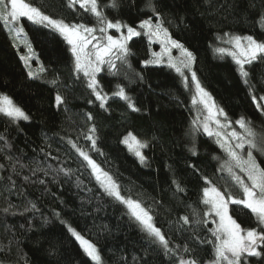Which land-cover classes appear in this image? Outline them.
<instances>
[{"label":"trees","instance_id":"trees-1","mask_svg":"<svg viewBox=\"0 0 264 264\" xmlns=\"http://www.w3.org/2000/svg\"><path fill=\"white\" fill-rule=\"evenodd\" d=\"M32 2L46 15L70 25H98L79 4L69 6L70 0ZM115 2L117 7L111 8L106 7L110 0H98L109 20L132 27L148 18L156 23L158 13L171 38L193 53V72L228 120L244 117L264 138V108H257L264 105L259 99L264 96V58L245 65L249 73L245 78L230 56L216 51L227 45L231 35L264 41V0H151L152 7L149 0ZM18 26L24 27L32 44L31 65L44 71L29 76L31 65L20 58L24 45L14 46L0 23V93L11 97L28 116L25 120L0 114V264H96L69 226L96 245L101 264H178L181 257L211 260L213 217L208 223L192 222L202 220L207 211L200 202L207 186L204 178L233 196L241 197V192L220 169L226 151L214 136L193 125L189 86L173 69L151 63L160 44L141 32L128 42L130 67L117 61L118 75L106 68L97 74L102 94L109 97L102 109L86 78L74 71L70 46L59 33L23 17ZM117 85L125 87L139 111L112 96ZM58 93L64 101L59 105ZM93 124L99 152L90 151L91 141L85 139ZM128 132L147 143L141 149L143 163L121 142ZM69 140L89 150L114 177L122 195L149 211L172 253L166 254L153 242L125 204L103 191ZM254 157L264 168V153L255 150ZM62 168L72 171L65 174L59 171ZM177 183L184 191H177ZM193 209L198 213L195 218ZM229 209L242 228L258 227L255 216L243 206L230 204ZM183 216L190 223L185 224ZM185 246L192 251L184 252ZM257 250L261 256L245 254L242 264H264V244Z\"/></svg>","mask_w":264,"mask_h":264},{"label":"snow or ice","instance_id":"snow-or-ice-1","mask_svg":"<svg viewBox=\"0 0 264 264\" xmlns=\"http://www.w3.org/2000/svg\"><path fill=\"white\" fill-rule=\"evenodd\" d=\"M79 4L81 8L90 12L97 20L100 27H90L85 24H68L63 19H54L46 15L39 7L34 6L32 0H0V23L8 30L11 38L13 39L14 46L17 42L23 44L26 49V54L20 58L28 66L29 61L35 55L31 42L27 39V34L23 26L20 24L21 18H27L34 25H41L48 27L57 32L64 38L68 45L71 46V53L74 57V71L83 73L86 78V86L91 90L92 95L100 102V108H105V103L109 99L108 94L103 93L99 88V81L97 80V73L101 72L102 65H106L110 74L118 75V64L128 65V55L130 49L128 42L135 36H139L140 32L136 27H132L121 21L109 20L102 10L99 8L98 0H70L69 6ZM149 7H152L151 0H149ZM106 7L115 8L117 4L115 0H110ZM157 22L153 23L152 18L141 20L138 24L140 29L145 31V34L152 37L162 38L163 53L168 54L169 66L174 68L177 73L184 77V70L187 69L191 72V80L195 86V94L193 96V104L203 105L207 115L204 117L202 127L208 136H215L216 142L223 148L229 160L225 161L222 168L227 171L230 179L236 186H238L241 197H234L227 189L221 191L208 181L205 177L207 186L202 189L201 203L206 206L207 211L203 213L202 220H193L196 224L208 223V217H213L212 223L214 228L210 229L214 237L213 243V258L209 261L201 262L198 257H191L184 259L181 257L178 264H242V257L247 256H261L262 252L258 251V246L264 244V168L256 162L253 156L252 149H257L264 153V138L257 142V132L251 126V122L241 117L235 121L239 125L243 133L233 129L225 133L223 129L231 127V122L228 121L227 115L223 109L212 101L210 94L202 87L200 81L197 79L196 73L192 72V63L195 57L183 44L171 38L168 29L163 27V23L156 14ZM122 28L127 29V35L121 32ZM108 29H115L121 34L113 36L108 34ZM99 31L100 36L95 35ZM23 34V38H22ZM226 36L228 34H225ZM226 43L230 44V48H217L216 51L221 54H227L238 65L239 72L242 77L247 78L249 73L245 71V65H250L254 61L264 58V41H258L251 35L229 36ZM171 49H178L180 52L179 57H172L170 55ZM155 55V54H154ZM153 63H160L159 59L151 61ZM147 63V62H146ZM40 72L44 68L40 67ZM29 76H37L38 73L29 70ZM187 86V77H184ZM247 83V80H245ZM51 83L55 84L53 80ZM117 90L112 93V96L119 97L121 100L127 102L128 108L132 111H139L135 107L130 96L127 95L125 87L117 85ZM199 98V99H197ZM264 101V96L259 98ZM56 103L62 104L63 98L58 93L55 97ZM256 97H253L255 102ZM89 103H92L90 100ZM257 108H264V105L257 104ZM0 114H3L12 119L23 118L28 119L24 111L15 104L11 97L6 94L0 93ZM87 119L92 121L94 117L91 113L86 114ZM219 117H224L225 122H221ZM198 119V118H197ZM193 124H197V120H193ZM214 124L215 128L211 127ZM97 129L93 124L88 129L89 134L85 139L91 141L90 151L99 152L97 148V137L95 136ZM2 139V138H0ZM237 141L235 145L231 141ZM125 144L129 151L143 163L145 156L141 149L147 147V143L139 140L132 132L128 134L121 141ZM68 143L80 157L87 168L91 169V175L95 178L96 182L100 185L103 191L113 197L115 200L125 204L130 212V215L139 223L142 230L148 236L153 238L154 243H158L164 249L166 254L172 253L173 249L169 247V240L166 239L162 231L153 223V217L149 211L145 209L142 204L132 199L125 197L121 194L120 186L107 171H105L100 164L89 154V150L79 147L75 142L69 140ZM245 144L248 145L247 157L245 158L236 149L244 148ZM194 152V149H193ZM100 155H103L101 152ZM238 168L240 173H243L247 178V182L241 175L234 171ZM65 174H70L71 169H59ZM47 174V173H45ZM25 180L28 177L24 178ZM174 183H176L174 181ZM177 191L182 192L184 189L179 183L176 184ZM31 203V202H30ZM243 206L244 209L250 211L255 216L257 221V228H242L241 224L237 222L230 214L229 205ZM35 208V204L31 205ZM5 212L8 209H4ZM193 218L198 213L193 209ZM185 224L190 223L188 216L180 218ZM68 231L80 242L81 247L88 257H90L96 264H101V256L95 244L85 239L80 232L76 231L69 226ZM192 250L185 246L184 252L190 253Z\"/></svg>","mask_w":264,"mask_h":264},{"label":"rangeland","instance_id":"rangeland-1","mask_svg":"<svg viewBox=\"0 0 264 264\" xmlns=\"http://www.w3.org/2000/svg\"><path fill=\"white\" fill-rule=\"evenodd\" d=\"M93 27H96L97 29L100 27V25H96V26H93ZM137 31H139L140 33L141 32H143V33H145V31L143 30V29H140L139 27H137ZM121 32H123V34L124 35H127V29L126 28H122L121 29ZM108 34H110V35H113V36H119L121 33L120 32H117L115 29H108ZM95 35H97V36H100L101 34H100V32L99 31H97L96 33H95ZM22 38H23V35H22ZM228 38L229 37H227V39H226V41L228 40ZM153 41H157L159 44H160V47H159V49L158 50H156V51H153V53H152V60L151 61H154V60H156V59H159L160 60V63H153V62H151V63H153V64H160V65H164V66H167V67H169V68H171V69H173L174 71H175V69L174 68H172V67H170L169 66V63H168V54H165V53H163V45H162V38H157V37H152L151 38V42H153ZM227 45L225 46V47H223V48H230L231 47V45L230 44H228V43H226ZM70 46V45H69ZM23 48V47H22ZM70 49H71V46H70ZM26 54V49H25V47H24V50H23V55H25ZM155 54V55H154ZM170 55L172 56V57H179L180 56V52H179V50L178 49H171V51H170ZM74 58V57H73ZM25 63V62H24ZM32 64V62H31V60L29 61V63H28V65H31ZM101 68L103 69V68H106V69H108V67L106 66V65H102L101 66ZM192 69H193V63H192ZM29 70H31L32 72H34L35 70H38L39 71V66L37 65V64H34V65H31V67H29ZM176 72V71H175ZM192 72H193V70H192ZM177 73V72H176ZM82 75H83V73H81ZM98 74V73H97ZM178 75H180L179 73H177ZM181 76V75H180ZM182 77V76H181ZM184 77H187V86H189V89H190V91H191V101H192V104H193V96H194V94H195V86H194V84L192 83V80H191V72H189L187 69H185L184 70ZM184 77H182V79H183V81L185 82V80H184ZM186 84V83H185ZM197 99H199V98H197ZM25 113V112H24ZM25 115H27L26 113H25ZM193 115H194V118H193V120H197V124H193L196 128H200V130L202 131V132H204V130H203V127H202V122L204 121V117L207 115V112L204 110V108H203V105H201V104H199V103H197V104H193ZM198 118V119H197ZM18 119H23V118H18ZM219 119L221 120V122H225L224 121V117H219ZM229 121V120H228ZM231 122V121H230ZM211 127H213V128H215V125L214 124H212L211 125ZM233 129H235L236 131H238V132H241V133H243V130L242 129H240V127H239V125H237L235 122H231V127H229V128H225V129H223V131L225 132V133H227V132H230V131H232ZM205 133V132H204ZM206 135H207V133H205ZM215 137V136H214ZM216 138V137H215ZM262 138V137H261ZM261 138L260 137H256V139H257V142H258V144H259V142L261 141ZM231 143L233 144V146L235 145V143H237V141H235V140H233V141H231ZM128 148V147H127ZM255 150H257V149H252V151H253V156H254V151ZM236 151L237 152H239L242 156H244L245 158L247 157V151H248V145L247 144H245V146H244V148H242V149H236ZM134 154V153H133ZM229 160V158H228V155H227V157L225 158V159H222L221 160V162H220V169L223 171V173H225L226 174V177L230 180V182L232 183V187L233 188H237V189H239L238 188V186H236L235 184H234V182H232L231 181V179H230V176H229V174L227 173V171L226 170H224L223 168H222V165H224V163H225V161H228ZM234 171L237 173V174H239V175H241L242 176V178H244L245 179V181L247 182V178H246V176H244V174L243 173H240V170L238 169V168H234ZM221 190V189H220ZM221 191H223V190H221ZM232 193V192H231ZM241 194V193H240ZM234 197H237V198H240V197H238V196H234ZM127 207V206H126ZM128 209V208H127ZM129 211V210H128ZM130 213V212H129ZM79 242V241H78ZM79 244H80V242H79ZM81 246V245H80ZM82 248V247H81ZM83 249V248H82ZM90 258V257H89ZM91 259V258H90ZM92 260V259H91ZM93 261V260H92ZM95 262V261H94ZM96 263V262H95Z\"/></svg>","mask_w":264,"mask_h":264}]
</instances>
